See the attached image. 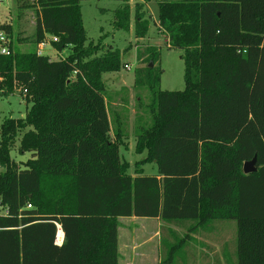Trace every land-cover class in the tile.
Returning a JSON list of instances; mask_svg holds the SVG:
<instances>
[{"label": "trees", "instance_id": "obj_1", "mask_svg": "<svg viewBox=\"0 0 264 264\" xmlns=\"http://www.w3.org/2000/svg\"><path fill=\"white\" fill-rule=\"evenodd\" d=\"M82 1L34 5L36 45L57 38L56 50H70L64 60L11 44L0 56V97L15 84L32 98L25 120L0 124V264H118V220L130 217L191 222L189 233L235 220L236 264H264V0L134 4L136 38L147 35L144 6L155 2L167 46L183 51L181 91L160 90L155 48L137 51L146 65L134 85L152 100L150 125L135 133V152L145 153L136 166L155 164L152 176L141 167L132 176L120 158L126 135L111 130L101 76L120 71L121 53L93 57L101 46L85 45ZM117 1L113 25L128 31L129 0ZM26 127L18 152L32 159L18 168L10 148ZM254 157L256 171L244 174ZM186 238L170 244L161 264L173 262Z\"/></svg>", "mask_w": 264, "mask_h": 264}, {"label": "rangeland", "instance_id": "obj_2", "mask_svg": "<svg viewBox=\"0 0 264 264\" xmlns=\"http://www.w3.org/2000/svg\"><path fill=\"white\" fill-rule=\"evenodd\" d=\"M35 3L36 0H0V26L9 25L10 34L5 30L2 31L8 36L12 48L20 53L36 52L38 47L35 41L37 19ZM80 7L83 28L87 37L85 45L92 42V45L101 46L93 57L103 56L107 51L119 50L121 53L120 71L103 74L101 77L105 88L104 95L111 130L114 132L116 127H121L122 133L126 135L124 145L119 149L120 158L122 161H127L130 165L129 173L134 176V169L141 167L136 166L137 162L145 157V153L135 152V133L140 127L150 125L149 105L152 100L151 92L147 87L134 85L135 71L146 65L145 61L137 60V51L152 47L159 53V60L155 66L160 69L159 88L162 91L184 89L183 51L167 46L164 35L157 29L158 7L154 3L146 9L151 22L149 31L142 40L135 37L133 15L128 31L115 29L113 14L119 7L117 0H84L80 3ZM44 40L50 43V46L45 48L43 53L52 61L64 60L69 55L68 48L62 51L54 48L53 43L58 41L57 38L46 36ZM125 65L129 69L125 68ZM31 101V96H26V91L14 84L12 94L0 97V124L6 120H25L32 104ZM30 128L26 127L19 131L10 148V157L18 168H23V163L32 159L31 153L18 152L21 136ZM112 132L110 133L111 139H113ZM141 168L144 175L152 176L157 173V168L153 163L143 165ZM0 172H2L1 168ZM209 225H219L220 228L213 226V229L218 231L215 234H220V239L224 238L225 241L228 240V236H232L233 243L236 244L235 220L212 222L203 228L206 229ZM163 226L167 224L161 219L133 217L119 219L118 264H161L162 259L166 260L170 244H175L180 233L176 232L173 241L166 245L164 239H171V232L168 236ZM221 228H224L222 232L219 231ZM183 235L184 233L181 236ZM161 239H163L162 243ZM187 251L182 250L175 255L171 264H201L198 261L193 263L191 259L194 257L187 254Z\"/></svg>", "mask_w": 264, "mask_h": 264}, {"label": "crops", "instance_id": "obj_3", "mask_svg": "<svg viewBox=\"0 0 264 264\" xmlns=\"http://www.w3.org/2000/svg\"><path fill=\"white\" fill-rule=\"evenodd\" d=\"M170 1H181V0H170ZM136 2H138V0H129L128 1L129 5H130L131 16L133 15V12H134L133 7H134V4ZM118 3H119V7H120L121 2L118 1ZM152 3L156 4L155 2H148L145 4V6H144L145 13H146V9ZM146 15H147V13H146ZM157 29H158V27H157ZM142 39L143 38H141L139 40H142ZM166 43H167V39H166ZM133 218H135V217H133ZM119 219H121V218H119ZM152 219H159V218H152ZM191 224H192L191 222H187L181 226L171 225V224H167V226H163L164 231H166L168 236H169V232H171V234H170L171 239H169V240L167 238L164 239V240H166V245L170 244L173 241L174 234L172 236V233L177 232L178 234L180 233L178 235L179 238H183L186 235L189 236V238H186V240L183 244L184 245L183 251L185 250V252H186L188 250L187 254L194 257V259H191L193 261V263L198 261L201 264H236V260H237L236 259V244L234 245V243H233L234 238L232 236H228L227 237L228 240H226V241L223 240L224 238L220 239V234H217V235L215 234L218 231H215L213 229V226L215 228H220L219 225H209L206 229H204L203 227L200 226L195 231H191V233H189L188 230L191 227ZM163 228H162V230H163ZM222 229H224V228H221L219 231L222 232L223 231ZM183 233H184V235L182 237L181 235ZM162 241H163V239L160 240L161 243H162ZM191 249H192V251H191ZM118 255H119V253H118ZM162 260H161V262H162Z\"/></svg>", "mask_w": 264, "mask_h": 264}, {"label": "built area", "instance_id": "obj_4", "mask_svg": "<svg viewBox=\"0 0 264 264\" xmlns=\"http://www.w3.org/2000/svg\"><path fill=\"white\" fill-rule=\"evenodd\" d=\"M55 40V39H54ZM9 41H8V36L0 30V56H7L10 54V48H9ZM50 46V43L46 42L43 40L40 44H38L36 54L37 56H45L43 53V50ZM125 68L129 69L127 65L124 66ZM2 79L0 78V82ZM30 208V205L28 206ZM63 242V237L59 240L56 236V245L60 246Z\"/></svg>", "mask_w": 264, "mask_h": 264}, {"label": "water", "instance_id": "obj_5", "mask_svg": "<svg viewBox=\"0 0 264 264\" xmlns=\"http://www.w3.org/2000/svg\"><path fill=\"white\" fill-rule=\"evenodd\" d=\"M151 66L152 65L150 64V67ZM255 162H256V158L255 157L251 161L245 162L244 165H243V173L244 174L254 173L256 171Z\"/></svg>", "mask_w": 264, "mask_h": 264}, {"label": "bare ground", "instance_id": "obj_6", "mask_svg": "<svg viewBox=\"0 0 264 264\" xmlns=\"http://www.w3.org/2000/svg\"><path fill=\"white\" fill-rule=\"evenodd\" d=\"M63 237L61 229L58 227L57 238L60 240Z\"/></svg>", "mask_w": 264, "mask_h": 264}]
</instances>
